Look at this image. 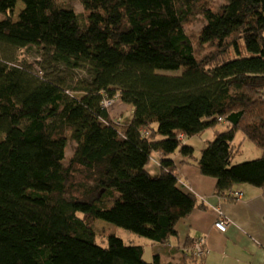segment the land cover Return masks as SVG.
Returning <instances> with one entry per match:
<instances>
[{
  "label": "trees",
  "instance_id": "1",
  "mask_svg": "<svg viewBox=\"0 0 264 264\" xmlns=\"http://www.w3.org/2000/svg\"><path fill=\"white\" fill-rule=\"evenodd\" d=\"M212 1L82 0L78 13L57 0H0V264H198L188 239L178 261L155 253L150 262L113 233L95 242L100 219L165 244L204 207L178 185L177 152L215 179L217 195L264 186V0H225L216 10ZM197 17L205 23L195 36L184 25ZM15 49L37 55L39 68ZM60 65L84 69L89 81L44 73ZM107 99L131 105L126 124ZM218 118L225 129L197 158L178 136L213 129ZM237 132L259 157L233 162Z\"/></svg>",
  "mask_w": 264,
  "mask_h": 264
},
{
  "label": "crops",
  "instance_id": "2",
  "mask_svg": "<svg viewBox=\"0 0 264 264\" xmlns=\"http://www.w3.org/2000/svg\"><path fill=\"white\" fill-rule=\"evenodd\" d=\"M128 107L131 111L132 107ZM220 124L225 129L226 123L220 122ZM209 130L210 136L203 137ZM216 130H218L216 127L209 128L199 135L184 137L183 143L200 152L206 146V142L213 139ZM234 139L233 145L237 153L238 146L234 144ZM245 140L241 137L239 146ZM254 146H247V150L253 155L252 158H257L261 155V150ZM182 159L178 152L173 156L178 185L184 191L194 194L197 203L203 204L204 207L195 208L188 217L176 223V235L163 244L165 260L178 261L181 252L188 249L186 240L192 242L198 236H202L204 237L203 253L198 259V264H264V186L255 187L247 183H238L232 190L242 192L239 199H232L228 192L226 196H220L214 192V178L201 175L195 165L183 163ZM233 162L239 161L233 159ZM146 169L152 177L159 175L156 152L151 154ZM221 215L228 219L224 231L214 227V222Z\"/></svg>",
  "mask_w": 264,
  "mask_h": 264
},
{
  "label": "rangeland",
  "instance_id": "3",
  "mask_svg": "<svg viewBox=\"0 0 264 264\" xmlns=\"http://www.w3.org/2000/svg\"><path fill=\"white\" fill-rule=\"evenodd\" d=\"M57 1L69 4V6H71L78 13H81L84 11L82 0H57ZM224 1L225 0H213L212 1L213 9L216 10ZM22 6L23 4L20 1H18L15 7V10H14L15 19ZM260 20L264 21V14H261ZM204 23H205V20L202 19V17H197L192 22L186 23L184 25V30L187 33H190V34L193 33L196 36L201 32ZM197 48H198V45H197ZM208 49H209L208 44L206 43L202 44L201 50L203 51L201 52H206ZM11 55L17 58L18 61H22V60L25 61L27 64L31 66L32 69H34V71H36L40 66L39 63H37L39 62V57L31 51L27 52V50L25 49H15L11 51ZM44 73H47L48 76H52V77L54 75L55 78H62L63 80H65L66 83H69L71 85H83V84H86L90 79L87 72L84 69H73L72 70V69L66 68L63 65L58 66L55 70L46 69L44 70ZM128 106H131V105H128ZM128 106L126 103H122L120 101H117L114 103L111 102V104L107 106L109 108V112L111 113L114 121H116L117 124L119 125L126 124L130 120L131 112ZM220 122H224V121L223 120L219 121V123L216 126V129H218L219 131H223L224 126L220 124ZM206 133H208V135ZM206 133L203 135V137L210 136L209 135L210 130L209 132H206ZM241 135H242L241 132H237L235 136L234 144L238 146L237 147L238 152L235 154L233 159L239 162L250 160V159H245V158L254 159L252 158L253 155H251V153L247 150V146L255 147L254 146L255 144L249 139L245 138L246 139L245 142L241 143V145L239 146L240 138L243 137ZM0 136L2 135L0 134ZM73 147H74V142L69 139L67 146H66V151H65V155L67 158L71 155L73 151ZM194 154L198 158V156L200 155V152L198 150H195ZM93 226L95 227V230H96L95 242L97 244H100L102 246L106 245V235L109 233H113L117 237L121 238L127 244L141 245L143 249L142 257L146 262L152 261L153 255L155 253H159L160 256L163 258V260H165L166 258L165 253H164L165 249H164L163 244L153 242L152 240L144 236L131 232L115 224L106 223L105 221L100 220V219L95 220L93 222Z\"/></svg>",
  "mask_w": 264,
  "mask_h": 264
},
{
  "label": "built area",
  "instance_id": "4",
  "mask_svg": "<svg viewBox=\"0 0 264 264\" xmlns=\"http://www.w3.org/2000/svg\"><path fill=\"white\" fill-rule=\"evenodd\" d=\"M113 100H104L103 101V106L104 107H107L111 104ZM219 121H221L222 119L219 118L218 119ZM179 139L183 140L184 139V136L183 135H179L178 136ZM229 195L231 196L232 199H239L242 195V192L241 191H238V190H230L229 192ZM228 224V219L223 217L222 215L219 217L218 220H216L214 222V227L221 230V231H224L226 226ZM204 242V237L202 236H198L197 238L194 239L193 241V246H192V251H193V254L196 256V257H201L202 256V253H203V250H202V244Z\"/></svg>",
  "mask_w": 264,
  "mask_h": 264
}]
</instances>
